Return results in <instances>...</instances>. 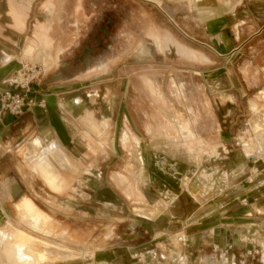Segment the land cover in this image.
<instances>
[{"label":"rangeland","instance_id":"374dc122","mask_svg":"<svg viewBox=\"0 0 264 264\" xmlns=\"http://www.w3.org/2000/svg\"><path fill=\"white\" fill-rule=\"evenodd\" d=\"M38 7L39 3L34 10ZM242 7L252 20L249 33H259L257 48L245 47L231 66L235 78L242 75L254 87L247 90L245 83L236 82L241 96L217 95L214 84L208 87L201 76L191 79L189 72L181 71L185 63L178 53L195 61L207 59L176 42L165 31L174 29L162 17L136 16L133 5L125 0L86 1L79 29L72 22L65 23V33L52 35L56 46L65 49L61 59L67 67L85 71L84 61H80L82 49L89 45L95 52L92 69L84 73L92 74L78 77L76 83L85 86L80 91L81 102L96 115L94 130L79 118V135L88 136L97 148L94 154L80 140L84 156L80 164L73 161L74 170L69 171L81 173L76 180L80 194L70 190L59 196L46 195L48 208L39 205L43 209L34 203L50 218L48 228H53V233L49 238L33 232L20 215L17 205L26 196L17 202L0 192V232L6 230L11 235L9 245L0 243V264H89L93 257L103 264L108 258L104 251L115 245L123 227L145 225L153 231L154 225L163 229L160 225L168 221L166 215L180 221L193 211L199 216L208 206L214 209L221 193L241 208L256 207L254 213L264 217V197L255 199L258 196L244 192L257 183L264 189V75L260 76L264 0H244ZM108 20L112 21L109 36L101 32ZM35 24L39 25L36 19ZM152 28L159 30L160 37L150 33ZM43 56L46 58L40 50L39 57ZM258 76L262 81H252ZM100 117L102 128L109 126L105 133L99 129ZM236 154L235 162L243 157L248 171L242 174L241 168L240 174L230 177L227 166ZM73 177L66 175L65 189ZM256 177L261 179L256 181ZM178 226L181 224L141 251L132 249L133 262L201 264L204 258L214 256L228 264L230 259L216 253L214 245L211 251L192 256L187 230H178ZM244 237L255 239L248 234ZM254 241L260 252L255 259L246 257L247 264H261L264 241ZM23 247L26 257H19L15 250Z\"/></svg>","mask_w":264,"mask_h":264},{"label":"crops","instance_id":"0c3cea01","mask_svg":"<svg viewBox=\"0 0 264 264\" xmlns=\"http://www.w3.org/2000/svg\"><path fill=\"white\" fill-rule=\"evenodd\" d=\"M86 1L91 0H0V94L9 89L4 82L19 69L21 59L28 58L48 68L34 86L35 96L46 101V109L34 108L17 118L7 115L0 119V192H6L10 200L17 202L26 196L40 209L43 208L39 205L48 208L49 201L46 195L59 196L70 190L76 194L81 192L79 185H76L81 173L62 169L49 151L52 148L59 149L73 166V161L80 164L84 156L80 153V140L88 144L85 146L94 154L97 148L88 136L79 135L78 121L80 118L87 124L89 130L95 129L94 111L81 102L83 98L80 91L85 86L80 87L76 83L80 79L78 77L89 76L92 72L84 74V70L80 72L75 67L70 68L66 65L60 69L58 65L64 63L61 56L65 53V49L60 44L56 46L52 37L53 34L60 35L66 32L63 30L65 23L72 22L73 25L74 21L80 19ZM125 1L133 5L136 16L150 14L151 17H162L174 29V32L165 31L176 42L202 54L207 59V61H195L183 53H178L185 63L181 71L189 72L191 79L194 76H201L208 87L214 84L217 95L222 96L230 93L233 96H241L236 82L245 83L247 90L254 88L249 86L248 83L251 82L249 79L247 82L242 75L235 78L231 70L233 61L237 56L244 54L245 47L248 46V49L252 50L257 48L255 39L259 32L249 33L248 28L251 26L248 25L252 20L249 14L245 15L246 12L242 7L244 0ZM37 3H39L38 10H34ZM35 19L39 23L38 26L35 24ZM153 25L156 27V20ZM75 26H78L77 23L73 25ZM150 33H156L158 36L160 34L157 28H152ZM43 44L48 52L46 58L39 57ZM172 45L177 48L176 45ZM204 50L210 51V54ZM260 67L263 71L260 72L262 76L264 64ZM260 76L253 77L252 81H262ZM99 121L101 125L99 129H103L101 117ZM108 128L106 124L104 133ZM152 129L154 131L155 127ZM222 142H224L223 138H221ZM237 156L238 154L231 158L227 166V174L230 177L240 174L241 168L242 174L248 171L249 165L244 167L243 157L235 162ZM38 157H46L56 167V175H50L60 179L59 182L53 184L48 181V175L38 174L32 165L33 159ZM250 174L261 175L260 172L257 174L250 172ZM66 175L75 177L70 179L65 189ZM260 179L256 177V181ZM88 182H90L89 178ZM260 186V183L250 185L244 192H250L251 197L258 196L255 199H260L264 197V189ZM228 200L224 198V193H221L216 199L214 209L213 206H208L199 216L193 211L185 221L176 220L168 214L166 215L168 221L160 225L164 226L163 229L154 225L153 231L145 225L123 227L117 233L115 245L104 251L108 258L103 264H136L132 260L134 249L141 251L143 246L160 241L164 238L165 231L177 229L179 223L181 227L178 226V230H187L186 236L190 241L192 256L202 251H211V247L215 244H219L222 248L227 244H233L234 250L230 254L228 264L241 263L244 259V263L247 264L246 257L255 259V256L249 257L246 250L249 251L251 246L242 245L241 238L248 234L254 236L258 244L263 242L264 217L263 214L254 213L256 207L241 208L234 199ZM258 207L262 209L264 204ZM251 211L254 216L250 215ZM261 256L259 261L263 264L264 253ZM89 260V264H100L96 257Z\"/></svg>","mask_w":264,"mask_h":264},{"label":"built area","instance_id":"2783aa9c","mask_svg":"<svg viewBox=\"0 0 264 264\" xmlns=\"http://www.w3.org/2000/svg\"><path fill=\"white\" fill-rule=\"evenodd\" d=\"M44 72L42 66L30 60L21 59L19 61V69L4 82L9 89L0 94V119L7 115L17 118L34 108L46 109V101L38 99L34 94V86L40 81ZM254 240L252 237L242 238L245 246H254L247 251L249 256H256L260 252V247L256 246ZM233 249V244H227L224 248L219 244L214 245V251L224 259L230 257Z\"/></svg>","mask_w":264,"mask_h":264},{"label":"bare ground","instance_id":"6f19581e","mask_svg":"<svg viewBox=\"0 0 264 264\" xmlns=\"http://www.w3.org/2000/svg\"><path fill=\"white\" fill-rule=\"evenodd\" d=\"M42 41H44V40H42ZM42 52L47 57V53L48 52H47V49L44 46V44H43ZM25 59L30 60L31 62H35V61H33L31 59H28V58H25ZM36 64H38V63L36 62ZM41 66H43L45 69L48 70V68L45 65L41 64ZM262 97L264 98V93H262ZM49 153L56 160V162L58 163V165L62 169H66V170H69V171H73L74 170V167L71 165V163L68 162L66 155L63 152H61L59 149L52 148L49 151ZM135 157L136 156L134 155V160H135ZM32 165H33L34 169L38 172V174H42L44 176L48 175L47 179H48L49 182H51L53 184L59 182L60 179L54 178V177H52L50 175V174H55L56 175V173H57L56 172V167H54L53 164L51 162H49L48 159H46V157L34 158L33 161H32ZM17 209H18L20 215L23 217L24 222H26L28 224L29 228L33 232L39 234V236L42 235V237H48V238L52 235L53 228H48L49 227V223H50V218L42 210H40L34 204V202L31 201L28 197H24L23 198V200L20 202V204L17 205ZM0 234H1L0 243L1 244L6 243V245H9L10 244V238H11L10 237L11 235L9 234V231L3 230V231L0 232ZM63 234H67V233H63ZM29 245H30V243H29ZM31 245H33V244H31ZM24 247L23 248H17V250H15V251H18L16 255H18L19 257H22L23 253L25 251L24 249H26ZM5 250H6V248H5ZM4 255H5V251H4L2 256H4ZM0 257H1V255H0ZM23 257H26V254H24ZM51 264H53V263H51ZM201 264H225V261L224 260H219V259H217L214 256H208V257L204 258L201 261Z\"/></svg>","mask_w":264,"mask_h":264},{"label":"flooded vegetation","instance_id":"af4514ba","mask_svg":"<svg viewBox=\"0 0 264 264\" xmlns=\"http://www.w3.org/2000/svg\"><path fill=\"white\" fill-rule=\"evenodd\" d=\"M81 22V18L79 20L74 21L73 25L77 23L78 26H75V29H79V24ZM107 26H102L101 28V32L104 33L105 35L109 36V28L110 26H112V21L108 20ZM83 50V57H80V61H84L85 66H86V72L90 71L91 69L89 68V66L92 65V63L94 62L93 60V54L95 53L93 48H91L89 45H87L85 48L82 49ZM58 67H60V69H62L64 67V63L59 64Z\"/></svg>","mask_w":264,"mask_h":264}]
</instances>
